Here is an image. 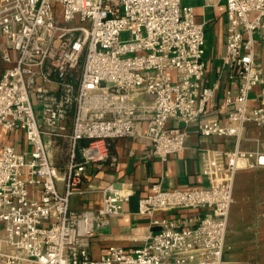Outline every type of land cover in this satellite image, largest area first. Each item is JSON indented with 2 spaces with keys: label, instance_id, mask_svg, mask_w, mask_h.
Here are the masks:
<instances>
[{
  "label": "built area",
  "instance_id": "1",
  "mask_svg": "<svg viewBox=\"0 0 264 264\" xmlns=\"http://www.w3.org/2000/svg\"><path fill=\"white\" fill-rule=\"evenodd\" d=\"M194 1L0 0V134L13 137L0 139V264H262L228 258L227 238L238 173L264 166L263 151L241 147L248 124L264 128V0H225L230 86L218 110L228 123L208 118L219 82H208L207 21ZM193 124L234 136L235 148L204 152L205 186L153 184L138 201L143 245L93 257L92 239L124 216L131 195L109 183L97 209H73L86 167L136 136L166 162L186 150ZM59 141L64 174L48 148Z\"/></svg>",
  "mask_w": 264,
  "mask_h": 264
},
{
  "label": "crops",
  "instance_id": "2",
  "mask_svg": "<svg viewBox=\"0 0 264 264\" xmlns=\"http://www.w3.org/2000/svg\"><path fill=\"white\" fill-rule=\"evenodd\" d=\"M199 20L206 18L204 0L193 2ZM219 7V6H218ZM226 17L225 6H221ZM226 26L220 33L219 44L208 52V82H219L216 108L208 118H216L221 123H228L225 114L218 110L225 91L229 88L228 69L222 62L225 54ZM223 34V35H222ZM222 35V36H221ZM4 39L0 35V75L6 68L1 59ZM173 122H169V125ZM72 128V120L67 122V129ZM144 123L139 124V131L144 132ZM3 142H13L0 134ZM62 144L63 141H59ZM66 143H64L65 145ZM186 150L171 155L163 162L152 152L148 140L142 136L121 138L111 142V157L106 162L89 164L86 167L81 188L83 194H76L71 199V206L76 210L97 209L101 204L100 189L109 183L115 184L123 192L131 195L125 206L123 217L113 219L110 226L100 229L92 239L91 253L98 258L112 245L127 250H134L143 245V237L148 226L137 215L138 201L151 193L152 185L161 183L164 188H194L207 184L202 173V161L207 149L231 151L236 146L234 136H204L192 125L186 137ZM241 147L244 150L264 152V128L248 124L243 133ZM66 155L67 154V148ZM113 159H116L113 162ZM61 174L66 171V164H55ZM231 249L227 257L231 259H261L264 264V166L253 170L240 171L236 177L234 203L229 218L227 238ZM230 253V254H229Z\"/></svg>",
  "mask_w": 264,
  "mask_h": 264
},
{
  "label": "rangeland",
  "instance_id": "3",
  "mask_svg": "<svg viewBox=\"0 0 264 264\" xmlns=\"http://www.w3.org/2000/svg\"><path fill=\"white\" fill-rule=\"evenodd\" d=\"M221 6H225V0L222 1ZM206 21H207V51L210 52L212 46L216 47L219 44V41L221 39L220 33L223 32L224 26H226V22H227V18L224 16V12L220 7V5L219 7L215 6V7L207 8ZM74 25L90 27L91 23L90 21L76 22L74 23ZM258 50L261 51L262 48L259 47ZM47 140L48 139L45 138V142H47ZM48 148L51 153V160L54 164L63 163V162L64 164H66L68 162V157L66 155V150H65V148H67L66 144L64 145V143H62V144H57L56 146L49 145ZM235 260L260 262L261 259L254 258V259H235Z\"/></svg>",
  "mask_w": 264,
  "mask_h": 264
}]
</instances>
